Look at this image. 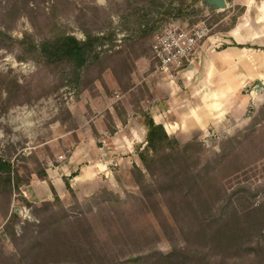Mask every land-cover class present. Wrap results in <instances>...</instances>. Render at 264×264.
<instances>
[{"label": "rangeland", "instance_id": "1", "mask_svg": "<svg viewBox=\"0 0 264 264\" xmlns=\"http://www.w3.org/2000/svg\"><path fill=\"white\" fill-rule=\"evenodd\" d=\"M238 11L204 0H0V29L13 38L30 33L38 42V31L53 22L78 39L82 25L104 37L97 48L103 58L79 80L60 65L20 60L13 44L0 47V157L30 183L75 142L74 133L62 137L66 131H88L71 110L90 118L110 106L111 96L120 115L125 101L144 122L140 113L151 116V104L167 105L172 88L175 104L185 101L192 87L202 86L195 80L201 69L183 73L203 57L179 73L156 71L154 36L168 24L205 26L199 46L208 41L214 50L222 44L208 38L226 32ZM145 26L151 30L140 37ZM236 97L243 106L221 110L215 127L208 123L180 141L166 129L180 144L199 143L191 161L202 168V180L189 192L150 189L145 199L132 175L134 164L142 168L145 138L131 153H115L127 159L134 153L137 162L114 166L115 184L89 196L70 192L59 202H34L22 191L26 182L0 194V264H264V79L244 84Z\"/></svg>", "mask_w": 264, "mask_h": 264}, {"label": "crops", "instance_id": "2", "mask_svg": "<svg viewBox=\"0 0 264 264\" xmlns=\"http://www.w3.org/2000/svg\"><path fill=\"white\" fill-rule=\"evenodd\" d=\"M234 6L243 8L234 24L226 32L208 38L222 44V47L216 45V49L211 47L214 50H209L210 43L205 41L194 54L195 57L198 54L200 60L202 56L203 61L183 73L184 76L201 69L200 78L197 76L195 80L198 86H202L192 87L191 97L176 104L175 89L172 88L167 105L154 103L150 106L153 121L162 124L165 130L170 129L179 141L180 137L187 139L189 135L193 137L194 133L205 131L208 123L215 127L221 110L243 106V101L236 99V93L244 84L264 79V0L227 2L228 9ZM160 77L164 79L166 76ZM186 78L189 79L188 76ZM158 85H164L163 81ZM106 97L110 106L98 107L90 118L82 113L76 116L74 111H70L79 128L88 131L76 129L62 135L67 141L74 133L76 140L62 158L45 168L47 180L35 176L23 188L26 197L34 202L50 200L54 197V190L60 199H65L70 195L66 179L74 195L83 198L103 186L115 184L114 166L125 164L130 159L137 162L134 153L128 159L123 156L116 158L115 153H131L135 146L145 142L144 123L125 101L120 115L112 106L115 98ZM183 133L185 135H180Z\"/></svg>", "mask_w": 264, "mask_h": 264}, {"label": "trees", "instance_id": "3", "mask_svg": "<svg viewBox=\"0 0 264 264\" xmlns=\"http://www.w3.org/2000/svg\"><path fill=\"white\" fill-rule=\"evenodd\" d=\"M238 8V14L232 18L225 30H228L234 24L237 16L242 13L243 8ZM52 25V28L47 32L38 31V42H35L30 33H24L22 38L17 39L0 29V47H9L8 44H13L20 52L18 56L20 60L34 59L48 66L60 65L67 70V76L79 80L92 63L103 58L97 48L103 44L104 37L93 33L82 25L84 39H78L60 29L56 23L53 22ZM149 30H151L150 26L139 30L140 37H145ZM140 115L144 118L147 147L138 152L142 168L135 164L132 166V175L138 188L142 193L146 192L144 196L146 200L149 196L147 192L150 189H155L159 194L165 192L164 190L170 191L184 187L185 191L189 192L202 180L199 177L202 168L199 169L192 165V162L196 161H191L192 149L199 143L180 144L174 136L166 132L162 124L155 123L146 112H141ZM216 154L220 156L223 155V152ZM36 175L39 179L47 180L45 169H40ZM28 181L29 178L23 179L18 175V169L12 161L0 157V194L17 190L24 182L28 184ZM65 184L72 192L66 179ZM53 195L54 201L59 202L60 199L54 190ZM22 201L30 205V202H27L25 198ZM44 203L47 205L50 201ZM261 249L264 248L261 247ZM169 254H161L160 258H167Z\"/></svg>", "mask_w": 264, "mask_h": 264}, {"label": "built area", "instance_id": "4", "mask_svg": "<svg viewBox=\"0 0 264 264\" xmlns=\"http://www.w3.org/2000/svg\"><path fill=\"white\" fill-rule=\"evenodd\" d=\"M208 31L205 26L186 28L168 24L154 36L151 44L153 58L157 63L156 71H182L186 63L192 62L196 49Z\"/></svg>", "mask_w": 264, "mask_h": 264}, {"label": "water", "instance_id": "5", "mask_svg": "<svg viewBox=\"0 0 264 264\" xmlns=\"http://www.w3.org/2000/svg\"><path fill=\"white\" fill-rule=\"evenodd\" d=\"M207 5L216 9V10H224L227 8L226 0H204Z\"/></svg>", "mask_w": 264, "mask_h": 264}]
</instances>
